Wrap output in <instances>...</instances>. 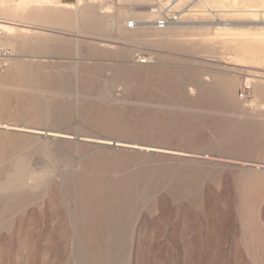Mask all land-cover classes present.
Masks as SVG:
<instances>
[{
  "label": "rangeland",
  "instance_id": "obj_1",
  "mask_svg": "<svg viewBox=\"0 0 264 264\" xmlns=\"http://www.w3.org/2000/svg\"><path fill=\"white\" fill-rule=\"evenodd\" d=\"M20 1L0 0L20 28L0 29V264H264L258 1L164 29L128 26L155 0Z\"/></svg>",
  "mask_w": 264,
  "mask_h": 264
},
{
  "label": "built area",
  "instance_id": "obj_2",
  "mask_svg": "<svg viewBox=\"0 0 264 264\" xmlns=\"http://www.w3.org/2000/svg\"><path fill=\"white\" fill-rule=\"evenodd\" d=\"M181 0H155L150 7L152 17L148 20H131L128 23L130 28L141 25H151L159 29L168 28L185 22L183 18L184 10L194 13L195 6L204 0H187L185 4L178 7ZM2 65L0 64V67ZM240 97L244 100L251 99L250 86L245 85L240 92Z\"/></svg>",
  "mask_w": 264,
  "mask_h": 264
},
{
  "label": "bare ground",
  "instance_id": "obj_3",
  "mask_svg": "<svg viewBox=\"0 0 264 264\" xmlns=\"http://www.w3.org/2000/svg\"><path fill=\"white\" fill-rule=\"evenodd\" d=\"M29 0H21L20 1V3L21 4H26L27 2H28ZM36 1H38V2H40V4L41 3H43V2H46V1H49V0H36ZM141 1V0H140ZM143 1V0H142ZM253 1H255V0H244V3L246 4V7H248V6H252V5H249V4H247L248 2H253ZM256 1H258V5H256L257 6V8H253V9H245V11H247V12H250V13H255V14H258L259 16H262L263 15V13H264V9H260V8H258L259 6H262V7H264V0H256ZM81 3V2H80ZM205 7H207V9H209V10H213V8H211V7H215V6H217V5H219L220 3H222V0H204V1H202L201 2ZM86 8H88V7H86ZM37 9V8H36ZM76 11H77V9H76ZM32 15H35L36 17H38L39 15L41 16V15H43V11L41 12V11H33L32 12ZM255 19H259V17H255ZM55 20V19H54ZM96 22V21H95ZM99 23V22H98ZM16 24L17 23H14V22H10V20L9 21H6V20H4V19H1L0 20V29L2 30L1 32H3V31H5V33L7 34V35H12V34H14L18 29H20V28H18L19 26H16ZM224 24H226V25H228V24H230V23H228V22H223V26H224ZM28 26V25H27ZM29 28V27H28ZM28 28H21V30H26V31H29V29ZM229 27H221L220 26V28H219V30H218V34H234V32L232 31V29H228ZM6 36V35H5ZM5 39V38H4ZM4 39H2V40H4ZM2 44V43H1ZM240 52H242L243 54L245 53V54H251V53H253L250 49H247V47H246V44H241L240 45ZM256 54H257V52H256ZM259 86V84L258 83H256V88ZM16 177V176H15ZM29 177V176H28ZM31 178V176L29 177V179ZM23 179H28V178H26L25 176L24 177H22V178H20L19 180H23ZM12 180V179H11ZM18 180V181H19Z\"/></svg>",
  "mask_w": 264,
  "mask_h": 264
}]
</instances>
